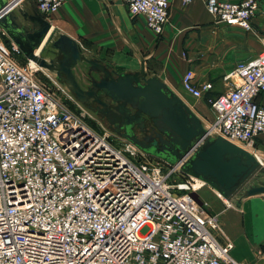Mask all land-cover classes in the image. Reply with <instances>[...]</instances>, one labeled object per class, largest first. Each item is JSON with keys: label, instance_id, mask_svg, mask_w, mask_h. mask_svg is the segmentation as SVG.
<instances>
[{"label": "built area", "instance_id": "2783aa9c", "mask_svg": "<svg viewBox=\"0 0 264 264\" xmlns=\"http://www.w3.org/2000/svg\"><path fill=\"white\" fill-rule=\"evenodd\" d=\"M34 2L45 17L63 0ZM123 2L161 33L169 0ZM258 2L204 5L217 19L248 30ZM0 34V264H251L231 254L233 242L217 214L176 191L196 188L189 174L170 180L180 162L169 164L123 137L124 148L114 146L60 99L72 93L52 71L26 57L17 61L18 46ZM193 76L185 69L180 83L198 98L211 84H196ZM221 78L225 90L204 97L212 116L203 128L253 147L264 133V104L255 100L264 90V39L254 56Z\"/></svg>", "mask_w": 264, "mask_h": 264}, {"label": "water", "instance_id": "95a60500", "mask_svg": "<svg viewBox=\"0 0 264 264\" xmlns=\"http://www.w3.org/2000/svg\"><path fill=\"white\" fill-rule=\"evenodd\" d=\"M16 1L0 0L4 33L26 58L52 71L76 100L103 117L119 136L169 164L180 162V171L199 178L224 199L237 195L239 201L264 193V165L255 155L219 134H206L196 113L165 82L148 73L142 60L136 70L115 71L86 56L67 34L58 32L52 37L49 22L35 10L22 13L35 27L20 23L11 8ZM46 52L53 56L42 55ZM79 63L85 64L89 75L85 86L72 70ZM146 119L149 132H145Z\"/></svg>", "mask_w": 264, "mask_h": 264}, {"label": "crops", "instance_id": "0c3cea01", "mask_svg": "<svg viewBox=\"0 0 264 264\" xmlns=\"http://www.w3.org/2000/svg\"><path fill=\"white\" fill-rule=\"evenodd\" d=\"M11 8L20 23L28 28L35 27L22 16V13L36 11L34 0H17ZM43 18L50 24L52 37L58 32L67 34L86 56L97 58L113 70L114 65L124 67L118 71L136 70L142 60L148 73L155 74L177 93L186 92L180 83V75L187 68L194 73V83L210 82L209 90L204 92L207 95L225 90L221 75L237 61L254 56L264 39V0H259L248 30L217 19L206 10L204 0H191L186 4L169 0L168 20L158 35L146 27L141 14H129L123 0H63L55 12ZM3 39L10 38L5 33ZM42 55L49 57L53 53ZM24 58L21 50L15 55L19 62ZM77 65L80 64H75L72 70L80 83V76L83 77L86 69L84 64L76 71ZM90 74L97 76L93 72ZM255 100L264 104V90L255 96ZM251 150L264 163V133L255 137ZM245 199L248 198H242L241 204L237 201L236 205L243 208ZM247 223L262 224L264 220ZM226 236L233 242L231 254L252 263L254 254L245 238Z\"/></svg>", "mask_w": 264, "mask_h": 264}, {"label": "rangeland", "instance_id": "374dc122", "mask_svg": "<svg viewBox=\"0 0 264 264\" xmlns=\"http://www.w3.org/2000/svg\"><path fill=\"white\" fill-rule=\"evenodd\" d=\"M79 64L80 65L75 67L76 71L79 70L80 66H84V63ZM113 68L118 71L124 67L114 65ZM44 71L47 72V69L44 68ZM37 76L40 78V80L50 83L48 78L42 73L39 72V75ZM86 83L87 81L80 76V84L85 85ZM178 93L177 94L185 99L188 106L196 113L201 123L207 122V120L210 119L212 116L211 110L204 98L207 93H204L198 98H195L186 92L180 91ZM60 99H63L73 111L80 115L91 126L100 132H105L108 139L114 146L124 148V139H122L121 136H119L115 131H113L111 127L107 125V122L103 117H100L91 109L81 104L78 100H76L73 94L70 99L67 97H60ZM248 148L251 149L252 147ZM184 178L185 174L179 170H176L174 173H172V176H170V180L172 182H179ZM176 191L179 193H187L198 204H200V206L205 211L217 214L220 221L221 231L224 234L226 233V235L228 234L230 237L242 236L245 238L248 248L251 249V252L254 254V259L251 264H264V223H247L249 220H264V193H258L257 195L253 194L249 195L248 197L246 196L239 198V204H241L242 198H248L245 199L246 204L242 208L241 205H236V198H238L237 195L231 199H228L227 202V199L225 200L205 183L193 189H176ZM146 229L147 226L144 225L141 227L140 232H144Z\"/></svg>", "mask_w": 264, "mask_h": 264}, {"label": "bare ground", "instance_id": "6f19581e", "mask_svg": "<svg viewBox=\"0 0 264 264\" xmlns=\"http://www.w3.org/2000/svg\"><path fill=\"white\" fill-rule=\"evenodd\" d=\"M45 38V37H44ZM44 38H43V40L41 41V43H40V45L42 44V42L44 41ZM39 45V46H40ZM36 50H37V48H36ZM177 93V92H176ZM179 94V93H178ZM181 97V96H180ZM182 98V97H181ZM183 99V98H182ZM184 101H185V103L187 104V102H186V100L185 99H183ZM188 105V104H187ZM233 142H235V143H237L238 145H240V146H242V147H244V148H246L247 150H249L250 151V149L249 148H247V147H245L243 144H241L240 142H237V141H233ZM251 153L253 152V151H250ZM254 155H255V157L262 163V161H261V159L257 156V154H255L254 153ZM263 165H264V163H262ZM193 179H194V187H198V186H200V185H202V184H204L203 182H202V180H200L199 178H197V177H193ZM226 200V199H225ZM227 202H228V200H226Z\"/></svg>", "mask_w": 264, "mask_h": 264}, {"label": "flooded vegetation", "instance_id": "af4514ba", "mask_svg": "<svg viewBox=\"0 0 264 264\" xmlns=\"http://www.w3.org/2000/svg\"><path fill=\"white\" fill-rule=\"evenodd\" d=\"M95 74V73H94ZM89 75H86V73L85 74H83V79H85L86 81H87V84H88V80H87V77H88ZM79 82V81H78ZM86 84V85H87ZM81 85V84H80ZM82 86V85H81ZM90 109V108H89ZM145 125H146V129H145V132H149L151 129H150V123H149V120L148 119H146L145 120ZM137 134H139V132L137 133Z\"/></svg>", "mask_w": 264, "mask_h": 264}]
</instances>
